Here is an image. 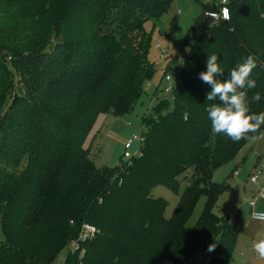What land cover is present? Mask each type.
I'll list each match as a JSON object with an SVG mask.
<instances>
[{"label":"trees","instance_id":"1","mask_svg":"<svg viewBox=\"0 0 264 264\" xmlns=\"http://www.w3.org/2000/svg\"><path fill=\"white\" fill-rule=\"evenodd\" d=\"M171 1L65 0L48 35L0 50V66L11 69L15 87L0 114V196L7 195L0 264H51L84 222L96 233L67 255V264H191L190 256L213 242L206 264H231L238 229L230 217L212 211L226 188L213 174L264 126L239 142L213 136L206 108L218 101H206L211 87L199 73L212 54L224 69L220 80L250 53L264 65V0H229V20L194 34L189 50L181 51L182 45L171 103L160 98L156 114L141 118L144 140L137 154L97 170L84 146L100 113L124 115L143 93L153 71L143 22L158 19ZM197 1L205 11L217 8ZM174 67H165L160 82ZM251 78L256 87L248 96L261 93L260 102L250 104L258 114L264 112V66ZM182 184L167 217V201L151 191L162 185L178 193ZM201 197L203 211L189 230L186 222Z\"/></svg>","mask_w":264,"mask_h":264},{"label":"rangeland","instance_id":"2","mask_svg":"<svg viewBox=\"0 0 264 264\" xmlns=\"http://www.w3.org/2000/svg\"><path fill=\"white\" fill-rule=\"evenodd\" d=\"M217 3L221 0H202ZM61 3V4H59ZM65 10V0H46L43 3L14 2L0 0V50L24 48L48 35L56 28L57 22ZM205 12L197 0H172L168 11L158 19L149 18L143 22L144 29L149 33L148 60L153 64V71L143 82V93L133 108L124 115L116 116L111 112L100 113L94 121L84 146L88 149V157L95 169L100 170L105 165L114 166L127 159L124 156L125 143L143 131L141 118L154 113V106L160 98L167 97L171 103V95L164 94L160 82L166 66L178 67L180 64L179 50L190 48L193 35L215 20L200 16ZM194 26L193 33L188 36V42L182 44L189 29ZM160 45L157 47V45ZM162 50L167 56H164ZM163 55L165 58H160ZM178 56V57H177ZM14 78L7 65L0 66V114L13 101L15 92ZM264 133V131H263ZM259 137V138H258ZM140 142L133 140L128 149L131 155L137 154ZM25 165H22L23 169ZM190 177L191 171L187 172ZM254 174L257 181L251 182ZM191 178V177H190ZM213 180L226 185L218 195L212 211L219 216H227L233 220L238 229L236 248L231 264H264L254 251L253 245L259 239H264V221L251 217L252 209L248 201L254 197L264 185V137L253 136L247 144L226 165L213 174ZM186 182V181H185ZM173 193L162 185L154 187L151 194L163 197L167 201L165 216L169 217L178 200L181 190ZM7 195L0 196V244H5L7 238L2 228L3 210ZM205 198L197 200L186 227L192 230L203 211ZM264 211V200L257 201L255 207ZM60 251L51 264L66 253V247ZM212 244H215L214 242ZM208 249V248H207ZM190 256L191 264H206L212 252L208 250Z\"/></svg>","mask_w":264,"mask_h":264},{"label":"clouds","instance_id":"3","mask_svg":"<svg viewBox=\"0 0 264 264\" xmlns=\"http://www.w3.org/2000/svg\"><path fill=\"white\" fill-rule=\"evenodd\" d=\"M224 18H229L227 9L224 10ZM258 66L264 65H260L258 57L250 53L228 72L227 79L220 80L217 77L223 75L224 69L220 67L217 55L207 57L206 71L199 73V78L211 87L206 94V101H218L206 108L213 136L223 134L233 142H239L246 139L248 134L259 132L264 126V112L257 114L250 109L251 103L260 102L261 93L255 92L251 97L248 96V92L256 87L251 74ZM261 137H264V133H261ZM251 215L255 220L264 221V211H253ZM214 248L215 244H210L207 250L212 252ZM253 249L264 259V239L255 242Z\"/></svg>","mask_w":264,"mask_h":264},{"label":"built area","instance_id":"4","mask_svg":"<svg viewBox=\"0 0 264 264\" xmlns=\"http://www.w3.org/2000/svg\"><path fill=\"white\" fill-rule=\"evenodd\" d=\"M229 0H221L220 2L217 3V8L214 10H206L204 12L205 17H210L213 20H226L224 18V10H228V17L230 16V10L228 6ZM229 20V18L227 19ZM160 45L158 44L157 47ZM163 55H165V51L162 50ZM161 55L160 58H163L164 56ZM179 75H180V66L176 67L175 69H171L167 71L164 76H163V91L165 94H170L173 91V88L177 81L179 80ZM133 140H138L140 143L143 142L144 137L142 134L140 135H133L131 139H129L125 143V152L124 156L127 158L131 157L132 155L129 153L128 149L132 146ZM138 153V152H137ZM258 174H254L251 178V182L255 183L257 181ZM264 200V186L260 187L254 197L248 201V205L251 207L252 212L253 211H260L259 209H256L257 201H262ZM251 212V213H252ZM252 217V215H251ZM253 218V217H252ZM254 219V218H253ZM255 220V219H254ZM258 221V220H257ZM96 233V227L92 224L89 223H82L79 227V230L77 232V235L73 238H71L67 244L66 247V253L61 256L55 264H67V255L69 253H74L79 251L80 248V243L87 240L91 239ZM81 253V252H80Z\"/></svg>","mask_w":264,"mask_h":264},{"label":"crops","instance_id":"5","mask_svg":"<svg viewBox=\"0 0 264 264\" xmlns=\"http://www.w3.org/2000/svg\"><path fill=\"white\" fill-rule=\"evenodd\" d=\"M218 3V2H217ZM168 54V53H167ZM167 54L165 56H167ZM264 186V185H263Z\"/></svg>","mask_w":264,"mask_h":264}]
</instances>
